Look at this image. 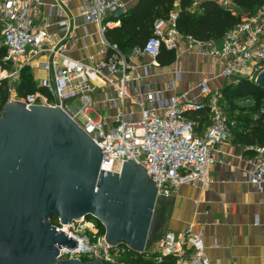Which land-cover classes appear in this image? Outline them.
I'll return each mask as SVG.
<instances>
[{"label": "built area", "instance_id": "obj_1", "mask_svg": "<svg viewBox=\"0 0 264 264\" xmlns=\"http://www.w3.org/2000/svg\"><path fill=\"white\" fill-rule=\"evenodd\" d=\"M132 1L80 0L82 24L77 25L68 0H0V45L6 49L0 80L9 82L8 102L60 107L101 148V169L120 172L129 159L141 164L155 181L161 200L186 182L209 185L211 167L223 163L220 148L233 138L232 125L223 114L222 91L212 89L209 75L196 84V95L176 91L180 71L168 83L170 95L153 85L152 72L161 66L162 45L176 49L179 39L187 38L196 53L222 65L218 76L231 79L232 86L242 79L256 82L264 71V6L241 16L219 41L183 35L175 26L177 12L172 11L168 19L155 22L153 35L143 47L125 53L108 41L106 32L121 25L115 13L127 12ZM212 1L239 14L233 0ZM78 29L84 47H94L95 53H83L81 58L71 55ZM141 57L151 60L146 63ZM24 69L31 70L41 90L18 98L14 82L18 83ZM37 71L45 76L37 78ZM206 107L209 118L200 126L193 115L201 117ZM255 149L247 181L264 191V147ZM53 225L78 241L72 250L62 246L59 259L86 262L101 257L103 264H123L119 256L125 257L129 248L109 244L96 218L83 217L68 224L58 219ZM152 247L147 251L159 261L169 255L175 264H212L204 235L191 227L182 233H162Z\"/></svg>", "mask_w": 264, "mask_h": 264}, {"label": "water", "instance_id": "obj_2", "mask_svg": "<svg viewBox=\"0 0 264 264\" xmlns=\"http://www.w3.org/2000/svg\"><path fill=\"white\" fill-rule=\"evenodd\" d=\"M125 12L118 10L115 17ZM255 84L264 89V71ZM101 148L60 107L8 102L0 115V264H103L59 259L78 241L53 225L98 219L111 245L151 248L163 227L158 189L141 164L101 169Z\"/></svg>", "mask_w": 264, "mask_h": 264}, {"label": "crops", "instance_id": "obj_3", "mask_svg": "<svg viewBox=\"0 0 264 264\" xmlns=\"http://www.w3.org/2000/svg\"><path fill=\"white\" fill-rule=\"evenodd\" d=\"M138 1H132L130 8ZM68 2L71 13L78 17L77 25H81L80 0ZM81 34L78 29V39L71 49V55L76 58H81L83 53H95L94 47H84ZM175 50V62L160 63L161 66L152 72L151 82L165 95L172 93L168 91V83L177 71L181 72L176 88L179 93L190 91L196 95L195 86L206 75L212 78L214 90L231 85V79L218 76L222 65L211 57L196 53L187 38L179 39ZM140 60L148 63L151 59L141 57ZM36 73L45 76L43 71ZM233 139L220 148L223 163L211 167L209 178L212 182L209 185L186 182L174 187L170 197L160 200L158 212L164 218L160 235L166 231L182 233L191 227L204 235L212 264H264V191L247 181L251 153H245L244 146Z\"/></svg>", "mask_w": 264, "mask_h": 264}, {"label": "trees", "instance_id": "obj_4", "mask_svg": "<svg viewBox=\"0 0 264 264\" xmlns=\"http://www.w3.org/2000/svg\"><path fill=\"white\" fill-rule=\"evenodd\" d=\"M233 1L238 10L245 9L248 14H254L264 6V0ZM174 7L177 10H173ZM172 11L177 12L176 29L185 36L201 41L221 40L226 32L240 21L239 14L233 13L212 0H203L197 5H194L193 0H139L120 17L121 25L119 27L107 30L106 38L110 43L117 44L123 52L129 53L136 47H143L153 35L155 22L159 19H168ZM5 54L6 49L0 45V64H3ZM164 58L167 59L163 61ZM176 58V50L167 48L163 44L158 56L159 62L171 64L175 62ZM33 76L30 69L22 71L17 85L19 96L23 97L41 90ZM221 91L226 102L242 96L253 100H264V89L248 79L240 80L235 86L227 85ZM9 97V82L7 79H2L0 80V115L9 101ZM208 113L206 107L201 113L202 118L198 120L200 126L208 121ZM193 118L198 117L193 115ZM230 125H232L233 140L244 146L245 153H251L250 158H254L257 155L255 147H264V111H259L255 117L244 118L237 125L232 123ZM51 220L54 224L58 222L56 216H53ZM125 257L128 259L126 264L176 263L173 256H163L159 261L149 251L134 253L128 250Z\"/></svg>", "mask_w": 264, "mask_h": 264}, {"label": "rangeland", "instance_id": "obj_5", "mask_svg": "<svg viewBox=\"0 0 264 264\" xmlns=\"http://www.w3.org/2000/svg\"><path fill=\"white\" fill-rule=\"evenodd\" d=\"M173 10H177V8L174 7ZM247 14L248 13L246 12L245 9L239 10L240 17ZM35 76L36 77L38 76L39 78H43L40 73H36ZM17 85L18 83L14 82V88H16V92L18 94L17 96L18 98H21V96H19V93L17 91ZM223 103H224L223 106L224 117L228 122L232 123L233 125H237V123L241 122L246 117H255L258 114V112L263 111L264 108V100L262 99L253 100L249 97H244V96L233 99L232 101L230 100L229 102L223 101ZM76 105L78 107H81L82 103L80 101H76ZM90 114L94 119L97 118V116L94 113L91 112ZM159 202L160 200H158V203L156 205V212L160 208ZM103 230H105L104 226L102 232ZM119 259H120V263L123 264H126V261H128V259L124 256H119Z\"/></svg>", "mask_w": 264, "mask_h": 264}]
</instances>
